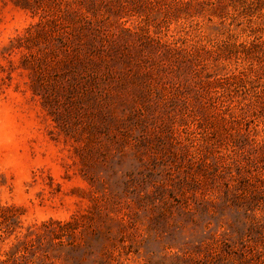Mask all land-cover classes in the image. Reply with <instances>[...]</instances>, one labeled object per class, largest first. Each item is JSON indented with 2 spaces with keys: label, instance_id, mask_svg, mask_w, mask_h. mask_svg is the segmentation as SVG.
Masks as SVG:
<instances>
[{
  "label": "rangeland",
  "instance_id": "obj_1",
  "mask_svg": "<svg viewBox=\"0 0 264 264\" xmlns=\"http://www.w3.org/2000/svg\"><path fill=\"white\" fill-rule=\"evenodd\" d=\"M257 25L244 0H0V264H264V43L209 51Z\"/></svg>",
  "mask_w": 264,
  "mask_h": 264
},
{
  "label": "trees",
  "instance_id": "obj_2",
  "mask_svg": "<svg viewBox=\"0 0 264 264\" xmlns=\"http://www.w3.org/2000/svg\"><path fill=\"white\" fill-rule=\"evenodd\" d=\"M263 10L264 0H244V13L254 16L259 13L261 14ZM250 30L252 31L251 35H253V38L251 40L240 43H237L236 41L232 40H227L226 42H224V44H217L216 50L209 51L211 53L216 51L218 55H222L225 52L230 51L231 53H234L237 58H241V53L245 52V57L254 59L257 56H255V53L257 52L256 47L264 43V34H262L264 32V26L257 25L256 27H253ZM163 44L169 49H175L168 42H163ZM244 73L245 69L236 68V70L232 71V73L229 74L228 78H237ZM228 107H230L231 109L234 108L232 104H228Z\"/></svg>",
  "mask_w": 264,
  "mask_h": 264
}]
</instances>
